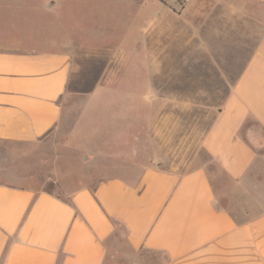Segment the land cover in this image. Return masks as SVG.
<instances>
[{"label": "crops", "instance_id": "obj_1", "mask_svg": "<svg viewBox=\"0 0 264 264\" xmlns=\"http://www.w3.org/2000/svg\"><path fill=\"white\" fill-rule=\"evenodd\" d=\"M59 21L54 8L0 4V145L16 146L0 147V264H264L262 24L244 15L233 30L254 45L203 140L214 170L56 180L60 195L29 170L47 157L21 161L51 150L68 115L72 57Z\"/></svg>", "mask_w": 264, "mask_h": 264}, {"label": "rangeland", "instance_id": "obj_2", "mask_svg": "<svg viewBox=\"0 0 264 264\" xmlns=\"http://www.w3.org/2000/svg\"><path fill=\"white\" fill-rule=\"evenodd\" d=\"M0 4L54 8L56 38L67 42L72 57L63 99L68 115L53 133L61 135L50 137L48 152L21 160H49L29 169L38 173L37 185L62 195L56 180L79 188L99 178L136 176L146 167L177 174L216 168L203 140L254 45H239L233 30L245 15L257 24L254 30L262 24L264 31V0Z\"/></svg>", "mask_w": 264, "mask_h": 264}]
</instances>
